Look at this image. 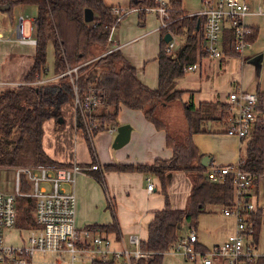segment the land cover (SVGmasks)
<instances>
[{"label":"trees","instance_id":"trees-1","mask_svg":"<svg viewBox=\"0 0 264 264\" xmlns=\"http://www.w3.org/2000/svg\"><path fill=\"white\" fill-rule=\"evenodd\" d=\"M169 5L173 21L166 32L180 37L182 45L176 59H171L165 53L166 44L161 42L158 85L156 89H150L137 79L135 69L119 51L103 56L110 47L108 36L114 20L111 15L112 7L105 5L101 0H0V7L7 6L6 12L11 23L14 7L36 8L33 20L35 52L23 81L35 83L46 75L47 48L52 46L53 74L60 76L69 69H76L73 78L79 100L84 102L91 95H95L99 100L98 104L85 114L87 125L92 126L95 122L100 125L97 129L90 128V137L85 134L86 126L81 115L75 112L76 127L85 135L91 158L90 164L83 167L97 165L92 138L100 131L119 127L117 115L121 107L143 112L145 119L157 130H166L165 126L154 118L158 105L161 102L179 101L184 91L175 90L174 82L184 76L187 67L195 65L198 59L206 58L200 47L203 38L202 19L186 17L181 11L179 0L170 1ZM154 6L153 0L130 2V7ZM85 9L93 12L94 19L91 23H85L83 20ZM139 15L143 16L144 13ZM255 36L256 32L252 31L247 40L251 42ZM233 46V33L226 29L222 45L224 57L235 55ZM99 53L101 56L97 57ZM255 94L258 98L259 115L254 133L243 141L244 156L239 160V170L255 178L249 190L264 178V92L257 89ZM64 104L74 105V93L67 75L59 78L55 88L29 85L0 90V167L70 166L49 159L41 146L42 124L54 115L58 118V110ZM183 108L186 129L178 133L166 131V146L172 151L169 160H155L150 165H104L101 169L97 165V170L88 172L102 186L104 172H139L159 180L165 196V209L154 213L148 226L146 241L139 242L141 252L149 253L151 258L146 261L138 260L136 264H162L165 254L181 237L178 227L187 224L192 231L197 226L198 218L210 213L212 208L225 209L233 205L232 174L217 182L209 181L207 174L211 165H201L204 156L199 154L192 141L193 135L207 133L208 122H224L228 119V105L219 102H201L197 106L185 103ZM55 124L57 128L63 126L62 123ZM175 172L184 173L191 182V192L183 210H171L165 193L166 177ZM22 190L24 191V186ZM15 208L17 226L32 227L34 201L17 197ZM248 220L253 225L252 241L256 246L260 234L264 235V210L256 208L254 213L248 215ZM88 230L93 234H103L105 238L110 234L119 238L115 218L111 225L92 226ZM196 249L205 250L199 245H196ZM91 264L124 263L115 260H94ZM251 264H264V258L256 259Z\"/></svg>","mask_w":264,"mask_h":264},{"label":"crops","instance_id":"crops-1","mask_svg":"<svg viewBox=\"0 0 264 264\" xmlns=\"http://www.w3.org/2000/svg\"><path fill=\"white\" fill-rule=\"evenodd\" d=\"M101 1L109 7L128 8L132 0ZM179 1L181 11L185 15H190V12L185 9L183 1ZM245 1L248 13L244 17L243 23L251 32H256V36L249 42V47L244 55L240 58L224 57L220 60L203 58L208 61L206 63L208 72L214 66L219 67V72L225 74L226 70H231V66H236L234 60H240L238 80H235V76L230 78V87L227 92H222L224 89L210 88L205 94L206 97L197 103L194 90L178 87V80L183 76L174 82V87L177 88L175 90L184 91L179 101L192 103L195 106L201 102H219L227 105L228 94L231 92L255 93L257 89L264 92V0ZM6 11L7 6L0 7V13L8 14ZM7 20H9L7 24H13L10 22V18ZM3 25L5 26L6 22ZM163 36L164 34L158 30V20L155 15L140 16L137 13H130L113 30L109 49L121 53L123 58L135 69L137 79L143 85L150 89H156L159 72L158 56ZM172 40L176 45L174 50L176 57L182 45V39L172 34ZM178 41L179 43H177ZM202 45L203 38L200 42L201 48ZM30 47L32 48L31 63L35 47ZM195 65L198 69L193 72L200 71L203 62L198 59ZM187 72L185 71V74ZM208 77L205 76L206 80ZM41 81H43L42 85L55 88L59 83V78L49 72L47 68V73ZM56 113L54 112V114ZM57 116L59 117L56 118L54 115L42 124L41 146L43 151L49 159L59 164H76L82 167L89 165L91 158L85 139L75 131L76 113L73 106L62 105ZM55 122H61L62 128L57 129ZM117 122L119 126L128 125L130 127L129 140L120 149L112 148L116 131L115 134H110L108 131L101 132L92 138L97 165L100 169L104 165H150L155 160H169L172 157L171 149L166 146V130H157L151 122L145 119L143 112L121 107L117 115ZM183 125L184 128H182ZM180 126L182 130H177V133L186 129L185 122ZM226 127L227 121L208 122L207 133L195 134L192 137L193 144L199 154L210 158L209 170L213 166L236 165L244 156L243 141L226 135ZM176 132L172 131L171 133ZM148 177L154 184L151 194L146 191ZM103 182L104 186L91 173L87 172L75 175L74 182L64 186L66 191L75 196V226L79 230H86L92 226L111 225L115 218L119 228V238H115L113 234L106 238L111 242L113 249H121L123 246L132 252L135 250V246L130 243V237H136L139 242L146 241L148 226L153 220L154 213L165 209V196L161 184L157 178L139 172H104ZM190 192L191 182L187 175L181 172L167 175L165 193L171 210L185 209ZM247 195L248 201L253 203L255 208L264 210V178H261L257 185L248 191ZM216 208L217 210H211L210 213L198 218L199 222L197 221L196 228H200V222L203 221L206 223L204 231L201 229L197 232L196 228L190 231L187 224L180 227V231L186 228L188 229L187 233L194 232L197 245L205 250L224 242L235 232L236 222L232 220L234 217H226L222 213V208ZM204 233L210 236L209 242ZM94 235L104 237L103 234ZM180 236L184 237L182 234ZM256 246L258 251L264 252L263 234H260ZM79 264H86V262ZM162 264H196V262L183 261L179 257L165 254ZM213 264H224V262L214 261Z\"/></svg>","mask_w":264,"mask_h":264},{"label":"built area","instance_id":"built-area-1","mask_svg":"<svg viewBox=\"0 0 264 264\" xmlns=\"http://www.w3.org/2000/svg\"><path fill=\"white\" fill-rule=\"evenodd\" d=\"M154 7H134L111 9L113 25L110 28L108 41L116 26L130 13L155 14L158 20L159 32L166 33L173 21L170 9L164 0H153ZM202 8L193 14V17L202 19L203 45L202 53L207 59L220 60L224 58L222 50L224 30L230 29L234 37L233 52L236 56H243L249 47L247 38L251 30L247 28L243 19L248 13L245 0H201ZM260 12V11H258ZM25 19L19 17L14 26L16 41L21 45L36 46L35 37L25 36ZM0 24V28H1ZM29 32L34 33V27L29 26ZM4 37L0 30V44ZM176 45L173 40L166 44V55L174 59ZM113 52L108 50L105 55ZM197 66H189L184 71L193 72ZM76 69H69L63 75L69 77L74 93L73 108L81 115L86 126L88 137L90 128H99V123L92 126L87 125L85 114L99 100L91 95L84 102L77 96L74 78ZM42 85L43 81L27 83L16 78L9 80L3 78L0 72V90L13 89L20 86ZM228 108L230 117L227 119L225 134L244 141L254 133L256 121L259 115L257 95L251 92L235 91L228 94ZM75 131L84 138V133L75 125ZM115 129H109L110 134H115ZM240 161L236 165L215 167L208 174V180L217 182L224 176L232 174L233 205L225 208L222 213L226 217H234L236 222L235 232L224 242L214 245L206 250L196 249L197 238L194 232L180 237L166 254L181 258L183 261L195 262L199 259L202 264H213L214 261H222L224 264H251L256 259L264 258V252L257 250L253 244L252 237L254 229L248 220V215L254 213L256 208L248 201V190L252 186L254 177L239 170ZM97 170V165L81 167L76 164L70 166L40 165L37 167L15 168L14 194L6 195L0 192V264H31L32 257L39 254H56L58 256L68 255L67 264H79L86 262L91 264L94 260H115L124 264H136L138 260H149V253L141 252L139 241L136 237H130V243L135 250L129 252L123 246L121 249H113L111 242L102 236L94 235L89 230H79L75 226V196L64 189V186L74 182V176ZM26 182L28 192L22 194L20 191L22 181ZM146 191L151 194L154 184L148 177L146 180ZM17 197L30 198L34 201L33 226L21 228L17 226V213L15 199ZM17 232L19 238L10 243L7 240L14 238Z\"/></svg>","mask_w":264,"mask_h":264},{"label":"rangeland","instance_id":"rangeland-1","mask_svg":"<svg viewBox=\"0 0 264 264\" xmlns=\"http://www.w3.org/2000/svg\"><path fill=\"white\" fill-rule=\"evenodd\" d=\"M182 1H183V5L185 9L188 12H190V15L189 14L186 15V17H193L192 15L195 14L196 12H199L202 8L201 0H182ZM166 3L168 4V7L170 9V5H169L170 2H166ZM130 8H134V7H130ZM142 13H144V15L147 14L145 12H142ZM11 14L14 20L13 24H7L9 21L7 20L9 18V15L5 13H0V24H2L0 30L4 37L3 43L0 44V64H1L0 72L3 78H8L9 80H13V79L16 80L17 78L18 80L23 81V78L31 64L30 56L32 55V48L30 46H28L29 47L28 48L27 45H21L17 43L16 34L14 33V26L16 24V20L19 17H23L25 19V23H24L25 36L33 38L34 33L29 32L28 28L29 26L33 27V20L36 15V8L33 6H17L13 8ZM149 14H153V13H149ZM5 22H6V25L4 26L3 23ZM166 33H169V32H166ZM169 34L172 37V34L171 33ZM177 43H179V41ZM105 53L103 54V56L105 55ZM100 54L101 53L97 54V57L101 56ZM240 57L242 56H236V55L231 56V58H240ZM174 59H176V57ZM201 61L203 62V66L200 71L187 72L182 79L178 80L179 88L192 89L195 91L194 95H195V101L197 103L198 101H202L206 97L205 94L210 88L224 89L222 90V92H227L230 87L229 85L230 78L235 76L236 77L235 80H238L237 78H239V73H240V69H239L240 60H234L236 62L235 63L236 66L235 67L231 66V70L229 71L226 70V74L219 72V69H218L219 67L217 68L214 66L212 67L210 72H208L207 71L208 69L206 67V63L208 61L206 59H201ZM53 62H54L53 49H52V46H48L47 57H46V68H48L49 72H52V73H53ZM243 74L245 75V73ZM206 75L209 76L207 80L205 78ZM40 80H42V78ZM174 89H177V88L174 87ZM184 104L185 103L182 100L176 101L172 104L161 102L158 105V109L156 110L154 114L155 120L157 122H160L162 125H164L166 128V131L170 133L172 131L176 132L177 130H182L180 125H182V123L185 122L184 116H183ZM225 121H227V119ZM55 127L57 128L56 124H55ZM182 128H184V125L182 126ZM57 129H60V128H57ZM101 132H106V131H100L98 133H101ZM37 166H40V165H36V166L24 165L21 167H37ZM14 177H15V168L0 167V192L2 194H6V195L14 194ZM23 186H24V191L22 190ZM27 189H28V186L26 185V182L23 180L21 184V188H20L21 193L22 194L27 193L28 192ZM214 210H217V208L216 207L212 208V211ZM232 220L235 222V219L232 218ZM32 221H33V214H32ZM198 222H199V219H198ZM19 227L29 228V227L21 226V225ZM201 229L203 231L204 229H206V223H204L203 221L200 222V228L198 229L196 228L197 232L198 230H201ZM187 231L188 229L183 228L180 231V234L186 236V234H188ZM17 235L18 233L14 232V238H12L13 236L11 233L10 238L7 241L10 243H14V242L17 243L16 240L19 239ZM205 236L208 237V242H209L210 236L207 233L205 234ZM68 261H69L68 255L58 256L56 254H51V253H46L42 255V254L37 253L32 257L31 264H67ZM195 262L196 264H201L199 259H196Z\"/></svg>","mask_w":264,"mask_h":264},{"label":"water","instance_id":"water-1","mask_svg":"<svg viewBox=\"0 0 264 264\" xmlns=\"http://www.w3.org/2000/svg\"><path fill=\"white\" fill-rule=\"evenodd\" d=\"M93 12L90 9H85L83 13V20L85 23H91L93 21ZM198 27V26H197ZM172 40V37L169 33H166L163 36V42L165 44L169 43ZM61 123V122H60ZM129 135H130V127L128 125H122L116 128V135L113 140L112 148L114 150L120 149L123 147L125 144H127L129 140ZM210 158L207 156H204L201 160V165L204 167H207L208 164L210 163ZM180 230V227H178Z\"/></svg>","mask_w":264,"mask_h":264}]
</instances>
